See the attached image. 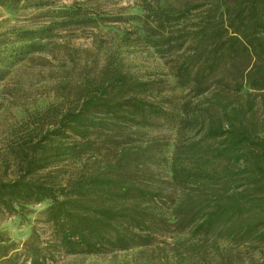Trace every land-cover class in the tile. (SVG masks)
<instances>
[{
	"label": "trees",
	"instance_id": "trees-1",
	"mask_svg": "<svg viewBox=\"0 0 264 264\" xmlns=\"http://www.w3.org/2000/svg\"><path fill=\"white\" fill-rule=\"evenodd\" d=\"M141 7L138 41L165 62L166 78L110 51L76 86L61 83L67 107L51 123L47 110L16 177L0 179V215L51 202L53 240L37 247L34 231L19 255L45 264L44 251L141 249L148 264H264V0ZM51 30L0 36V82L43 52L37 42ZM165 120L176 124L166 161L165 143L146 132ZM66 162L76 169L58 181L51 169Z\"/></svg>",
	"mask_w": 264,
	"mask_h": 264
},
{
	"label": "rangeland",
	"instance_id": "rangeland-1",
	"mask_svg": "<svg viewBox=\"0 0 264 264\" xmlns=\"http://www.w3.org/2000/svg\"><path fill=\"white\" fill-rule=\"evenodd\" d=\"M142 16L141 0H0V36L7 42L13 43L26 31L52 29L51 38L37 42L43 45V52L7 68L8 78L0 82L1 180L16 177V159L36 138L32 132L36 123L42 122L49 109L45 123H51L57 107H67L60 97L61 83L68 81L76 86L85 65L93 63L92 58L102 65L108 52L122 53L127 61L143 65L165 80V62L138 41ZM1 54L0 49V58ZM167 80L173 85L171 77ZM176 93L183 95L181 90ZM175 126L165 120L146 130L148 137H158L165 143V161L174 149ZM75 169L74 164L66 162L51 170L58 181H64ZM50 204L46 201L26 206L20 214L0 215V264H29L19 254L33 240L34 231L37 237L33 244L37 247L43 249L53 240L46 212ZM142 251L102 255L43 253L49 257L45 264H148L149 255Z\"/></svg>",
	"mask_w": 264,
	"mask_h": 264
}]
</instances>
